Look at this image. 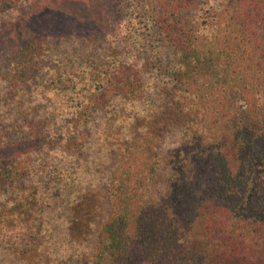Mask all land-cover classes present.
I'll return each instance as SVG.
<instances>
[{"label": "trees", "instance_id": "16d2710c", "mask_svg": "<svg viewBox=\"0 0 264 264\" xmlns=\"http://www.w3.org/2000/svg\"><path fill=\"white\" fill-rule=\"evenodd\" d=\"M37 2L0 0V25ZM111 3L121 29L0 62V150L24 147L0 157V264H59L71 243L79 264H264V0ZM117 103L125 142L93 149ZM92 149L115 158L91 241Z\"/></svg>", "mask_w": 264, "mask_h": 264}, {"label": "rangeland", "instance_id": "374dc122", "mask_svg": "<svg viewBox=\"0 0 264 264\" xmlns=\"http://www.w3.org/2000/svg\"><path fill=\"white\" fill-rule=\"evenodd\" d=\"M37 1L38 9L36 10V13L38 17H35V20L34 18H30V20L27 19L26 15L28 12L23 11L21 15L13 16L6 24L0 25V62L3 63V60H5L4 58L11 56L16 50L26 47L30 42H32V40H37L40 37H43V35L49 34L52 38L55 37L53 43H59L63 38H69L77 34L72 33L73 31L75 32V29H79L84 35H88L91 32V28H94L95 30L97 29L99 33L109 32L117 27L121 29L120 19L113 9L111 0ZM53 46L57 47V45ZM69 96L70 94L68 93L61 101H66V98H69ZM70 101L71 102L68 103L73 105L74 101H72V99ZM56 105L58 104L56 103ZM60 109L59 112L61 111ZM122 109V103H117L114 108L104 109L105 112L103 113L108 115L107 117L104 119L97 117L93 120L92 123L94 125H98L99 127V131H96L94 135L97 141L93 143V149L102 147L105 152L107 148L113 149L117 147V145L120 146V143L125 142L123 138L126 131L122 128L124 132H120L118 126L116 129L110 127L113 124L118 125L120 123L121 120L118 118ZM99 116L101 117L104 115L99 114ZM139 122L141 125L144 124L143 120H140ZM141 127V129L140 127L135 129L134 136L136 138L145 137V130H147V128L143 126ZM167 141L172 142V140ZM20 148L23 149L24 147L22 146ZM20 148L16 146L2 148L0 150V157L14 155L20 151ZM93 151V153H85L82 157L83 161H81L85 166L90 163L89 167L91 171L85 176V180L88 185L86 186L87 189L91 190L93 194L88 193L86 196L87 198L79 204V209L77 210V213H80V215L83 214V218L88 220L91 224L87 227L88 230L91 231V235H89L91 241L94 239V231L97 230L95 223L97 220L98 223L101 222L102 217H104L102 211L99 209L101 208L104 201L103 198L106 195L105 189L108 187L109 169L113 165L115 158V155L107 157L108 160L106 163L102 157H100V159L102 158L101 160L97 159L96 157L98 156L95 153V150ZM104 162L106 163L105 167L103 166V164H105ZM100 164H102V168L104 167V171L99 169ZM91 174H93L92 177ZM96 188H99L97 193H95ZM158 216L162 221L167 220L165 219L166 214L164 212H158ZM57 223L60 224V231L62 233H65L67 229L74 227L71 225L73 222H71L70 219H67L66 223H64L63 219L62 222L59 219ZM85 247H91V250L93 249L92 246L87 245ZM60 252L62 256L59 254V258H57L58 253L55 254V260L59 264H65V261L67 264H69L68 262L79 264L82 260L78 259L79 257H76L77 254H72V252H81L79 246H75L72 243L67 247L63 246ZM77 259L78 261H75ZM46 260L48 259L46 258Z\"/></svg>", "mask_w": 264, "mask_h": 264}]
</instances>
